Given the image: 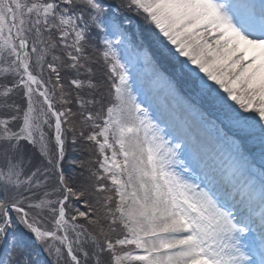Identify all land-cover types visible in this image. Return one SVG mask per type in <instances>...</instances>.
<instances>
[{
	"label": "snow or ice",
	"instance_id": "obj_1",
	"mask_svg": "<svg viewBox=\"0 0 264 264\" xmlns=\"http://www.w3.org/2000/svg\"><path fill=\"white\" fill-rule=\"evenodd\" d=\"M0 264H264V0H0Z\"/></svg>",
	"mask_w": 264,
	"mask_h": 264
},
{
	"label": "rangeland",
	"instance_id": "obj_2",
	"mask_svg": "<svg viewBox=\"0 0 264 264\" xmlns=\"http://www.w3.org/2000/svg\"><path fill=\"white\" fill-rule=\"evenodd\" d=\"M138 67L140 68L142 73H146L147 72V69L143 65H139Z\"/></svg>",
	"mask_w": 264,
	"mask_h": 264
}]
</instances>
